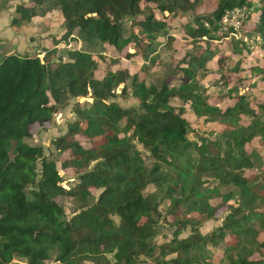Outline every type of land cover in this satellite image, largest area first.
I'll return each instance as SVG.
<instances>
[{
  "label": "trees",
  "instance_id": "trees-1",
  "mask_svg": "<svg viewBox=\"0 0 264 264\" xmlns=\"http://www.w3.org/2000/svg\"><path fill=\"white\" fill-rule=\"evenodd\" d=\"M202 2L16 5L14 25L55 11L61 30L54 46L70 39L84 49L56 46L41 58L0 54V264H47L51 255L60 264H209L213 248L221 252L220 264H264V239L258 236L264 230V91L227 88L232 82L253 86L239 61L219 72L230 55L249 53L246 34L259 50L249 70L264 78V0H214L210 10L199 11ZM234 8L244 9L241 27L250 14L255 17L244 34L227 39L233 27L223 30L222 18ZM176 35L191 49L157 84L146 83L147 68L142 76L129 74L115 61L94 76L93 54L102 44L146 60L157 42L162 51L172 48ZM212 71L219 88L209 90L197 76ZM231 73L239 74L236 81L227 79ZM120 85L133 105L112 100ZM226 99L233 102L220 105ZM67 106L72 119L51 141L65 156L60 168L73 173L75 182L65 188L55 161L29 140L31 126ZM207 123L221 129L198 127ZM63 196L75 204L69 216L55 200ZM223 205L219 225L202 233L200 226L217 219ZM163 225L170 238L155 243Z\"/></svg>",
  "mask_w": 264,
  "mask_h": 264
},
{
  "label": "rangeland",
  "instance_id": "rangeland-1",
  "mask_svg": "<svg viewBox=\"0 0 264 264\" xmlns=\"http://www.w3.org/2000/svg\"><path fill=\"white\" fill-rule=\"evenodd\" d=\"M27 0H0V11L5 12V16L8 18L5 19V24H2L0 22V41L6 43L5 41L8 40L10 37H8V31L7 29L12 31V36L10 39L14 37V35L18 34L19 36L17 39V43H15L17 49L20 52L27 51L29 53H35L38 57L43 56L44 49H51L57 47H75L76 49H84L83 45L79 42H73L70 39L62 42L60 41L56 46H54V40L58 37V34L60 33V27H59V21L57 20V13L55 11L52 12H46L43 15H36L33 16L27 23L23 25H18L19 27L15 28L14 23L11 19H14V17H18V14H15L14 9L16 5L26 2ZM214 0H203L201 7L199 11H208L213 7ZM248 15V14H247ZM246 16V15H245ZM254 14H250L249 20L254 19ZM17 20V19H16ZM226 20V19H222ZM249 20L248 18L242 24L243 26H238L234 23V21L228 20L223 21L224 26H222V29H226V27H229L230 25L233 26L231 28V31H228L226 33L227 39H237L240 35L244 34V32L248 29L249 26ZM125 25H127V22H125ZM229 25V26H226ZM13 26V27H11ZM14 28V29H13ZM227 32V31H226ZM177 40L172 44V48H168L164 51L161 50V47L158 46L159 42H157V46L154 49V52L149 56L148 59L143 60L139 59L138 57H131L127 58L125 57V51H122L121 53L117 54L116 51L112 47H109L105 44H102L101 50L97 53H94L93 56L95 60L97 61V68L94 71L95 77H101L105 71H106V65L112 63L115 61L113 66H118L120 68L126 69L129 74L138 73L140 76H142V69L147 68L148 74L145 78L146 83H153L157 84L160 80L164 79L167 75H171L170 73L173 70L174 64L177 59H180V57L185 53L186 50L191 49V44L184 41L182 38H179L177 35ZM243 39L246 41L245 48L249 50V53L244 56L242 54L239 56H236L234 54L230 55L228 58L225 59L223 66L221 67V70L219 72H226L230 70L232 67H234L235 63L239 61V67L243 69L246 73V77L248 79V83L250 85H253L252 87H247L246 85H242L241 83L232 82L230 85H227L228 87H234L233 89L237 93H259V89H262L264 91V78L262 79V76L259 73H254V69L249 70L251 65L255 64V58L259 54V50L256 48V44L253 41L252 38L248 37L246 34H244ZM157 40L161 41V37L158 36ZM156 40V41H157ZM155 41V42H156ZM184 41V42H183ZM217 43V46L220 49H226V43L217 42V39L215 41ZM225 42V41H224ZM24 44V46H23ZM127 52L131 53L133 50L131 48H125ZM65 58V57H64ZM110 60V61H108ZM239 74L231 73L230 75H227V79L231 81H236ZM212 76V77H211ZM218 74L214 71L210 72L209 74H202V76H197V79H199V84L203 87L209 88V90L213 89L214 87L217 89L219 88L216 85H213L212 83L216 81ZM245 75L243 74V77ZM229 80V81H230ZM262 84V85H260ZM250 97V96H249ZM84 100L83 98H80L79 101ZM112 100L118 102L122 106H129L134 104V99L130 95L129 91L126 89V91H122L121 85L118 86L115 89L114 96ZM89 101V100H88ZM233 100L226 99L224 101H220V105L230 104ZM176 102H172V105H175ZM189 121L192 119V115L186 113L184 115ZM72 119V113L70 112V106L67 107H57L56 112L52 115L51 120H49L47 123L43 125H33L31 126V139L29 142L31 144L39 145L41 147L42 153L44 155H47L51 159L55 161L56 169L61 177L60 185L68 188L72 186V184L75 182L73 179V173L70 169H61L60 168V161L65 157L64 155L58 156L56 150L54 149L53 145L51 144V141L54 137H57L58 135H61L65 132L66 129V123L67 121ZM243 123H246L247 120L242 119ZM200 129H211L213 131L220 130L221 126L214 123H207L203 125H198ZM263 159H264V146L261 147L260 150ZM94 194V197L97 194V191H92ZM57 203H59L66 214V216H69L72 214V211L74 210V202L71 198L67 197H57L55 199ZM229 204H233V200L228 201ZM166 206V203L164 204V207ZM163 207V208H164ZM163 208L160 207L161 212H163ZM225 205L221 206L215 213V216L217 219L209 220L200 226V231L202 233H206L213 228H215L217 225H219L221 217L226 212ZM186 231H183L180 235H184ZM259 239H264V230L259 233ZM170 238V231L163 227L160 228V233L157 234L154 238L155 243H161L162 241ZM211 256L209 259V264H220L221 260V252L217 249H211ZM109 257V256H108ZM47 264H60L53 259V255L50 256V258L46 262ZM82 264H91L90 262H83Z\"/></svg>",
  "mask_w": 264,
  "mask_h": 264
},
{
  "label": "crops",
  "instance_id": "crops-1",
  "mask_svg": "<svg viewBox=\"0 0 264 264\" xmlns=\"http://www.w3.org/2000/svg\"><path fill=\"white\" fill-rule=\"evenodd\" d=\"M5 15H6L5 12L0 11V22L2 24H5L4 21L7 18ZM14 26H16V25H14ZM11 27H13V26H11ZM17 27H19V26H16L15 28H17ZM7 31H8V37L11 38L12 31L9 29H7ZM18 36H19L18 34L14 35V37L12 39L9 38L8 40H6L5 41L6 43L0 41V54L2 52H4V53L16 52V53H21V54H31L25 50L22 52L15 50V48L17 49V47L15 46L16 45L15 43H17V40H21V39H17ZM23 46H24V44H23Z\"/></svg>",
  "mask_w": 264,
  "mask_h": 264
},
{
  "label": "built area",
  "instance_id": "built-area-1",
  "mask_svg": "<svg viewBox=\"0 0 264 264\" xmlns=\"http://www.w3.org/2000/svg\"><path fill=\"white\" fill-rule=\"evenodd\" d=\"M246 17L244 14V9L243 8H234L232 10H230L222 19H226V20H222L223 21H227L231 20L234 21L235 24H237L239 26L240 24V20L242 18ZM226 23V22H224ZM231 27H233L232 25H230Z\"/></svg>",
  "mask_w": 264,
  "mask_h": 264
}]
</instances>
